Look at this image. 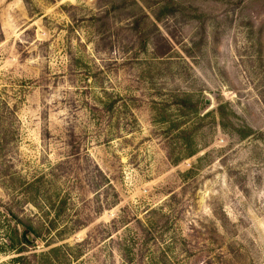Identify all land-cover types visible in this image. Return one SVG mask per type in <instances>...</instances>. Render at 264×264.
Instances as JSON below:
<instances>
[{
  "label": "rangeland",
  "instance_id": "obj_1",
  "mask_svg": "<svg viewBox=\"0 0 264 264\" xmlns=\"http://www.w3.org/2000/svg\"><path fill=\"white\" fill-rule=\"evenodd\" d=\"M0 264H264V0H0Z\"/></svg>",
  "mask_w": 264,
  "mask_h": 264
},
{
  "label": "trees",
  "instance_id": "obj_2",
  "mask_svg": "<svg viewBox=\"0 0 264 264\" xmlns=\"http://www.w3.org/2000/svg\"><path fill=\"white\" fill-rule=\"evenodd\" d=\"M21 222V223H20ZM22 225V232L21 233H19V231L18 230H15V236H16V238H21L20 239V241H21V243H25V244H28L29 242H28V238H27V236L28 235H30V234H33L34 235V240L33 241H35L39 236L38 235H35V232H34V229L32 228V227H30V226H28V225H24V223L22 222V221H20L19 220V225ZM18 229V228H17Z\"/></svg>",
  "mask_w": 264,
  "mask_h": 264
}]
</instances>
